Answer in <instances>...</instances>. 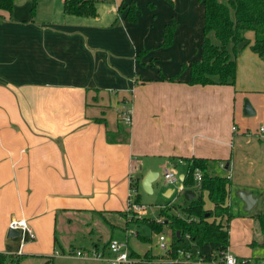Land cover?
<instances>
[{
	"label": "crops",
	"instance_id": "1",
	"mask_svg": "<svg viewBox=\"0 0 264 264\" xmlns=\"http://www.w3.org/2000/svg\"><path fill=\"white\" fill-rule=\"evenodd\" d=\"M64 1L37 0L33 15L32 0L0 10V252L23 256L20 264H104L67 254L106 252L117 227L111 218L126 222L119 213L130 176L139 179L141 205L142 195L159 197L156 222L185 190L195 196L180 180L173 187L163 181L165 169L184 179L186 158L218 161L211 170L230 177L225 206L233 215L244 207L238 191L257 198L252 209L260 199L264 207V58L250 49L254 34L244 35L233 86L189 85L187 67L203 40L200 0H133L135 23L117 13L128 0H99L96 17L64 15ZM172 21V44L161 47ZM178 73L174 82L162 79ZM245 100L253 115L243 113ZM124 107L129 127L119 120ZM148 172L157 173L151 193L141 187ZM203 200L212 209L206 193ZM237 215L227 226V250L264 264L263 234ZM18 219L33 239L8 236ZM131 224L123 231L135 264H148L138 257L147 251L158 262L159 250L130 245ZM135 237L151 243L153 235Z\"/></svg>",
	"mask_w": 264,
	"mask_h": 264
},
{
	"label": "trees",
	"instance_id": "2",
	"mask_svg": "<svg viewBox=\"0 0 264 264\" xmlns=\"http://www.w3.org/2000/svg\"><path fill=\"white\" fill-rule=\"evenodd\" d=\"M204 7L203 40L199 59L188 65L189 85H229L235 84L236 59L240 53L237 46L245 41V33L252 32L254 41L251 51L258 57L264 58V0H200ZM99 0H65L63 14L77 17H96V4ZM37 0H32V15ZM13 0H0V10L11 11ZM118 14L125 13L129 23L137 21L138 8L133 0L122 1L117 10ZM177 23L172 21L164 27L161 47H169L173 41V33ZM186 68L181 66V72ZM180 73L163 77V80L174 82ZM127 133H125L126 135ZM110 141V139H109ZM187 172L182 181L184 188L195 185L193 174L195 170L201 173L200 188L195 196L187 201L182 197L160 209V223L149 218H133L130 223L145 224L157 234L164 228L169 229L172 237L171 257L178 249L189 248L192 242L203 258V264L216 263V256L229 246L228 223L233 214L225 206L228 187L231 184L229 176L212 173V165L218 161L202 158H186ZM138 178L132 180L136 189L135 202L140 204L138 197ZM204 193L212 205V209H204ZM180 214V215H178ZM127 220V213H119ZM264 231V217L261 213L254 216ZM225 218V223L222 220ZM177 233H179L177 235ZM190 240H186L185 236ZM147 240V239H146ZM149 241V239L147 240ZM148 264L159 263L157 258L147 251L138 256ZM23 256L0 252V264H20Z\"/></svg>",
	"mask_w": 264,
	"mask_h": 264
},
{
	"label": "built area",
	"instance_id": "3",
	"mask_svg": "<svg viewBox=\"0 0 264 264\" xmlns=\"http://www.w3.org/2000/svg\"><path fill=\"white\" fill-rule=\"evenodd\" d=\"M120 122L125 126L129 127L131 124V114L128 108H123L119 115ZM233 131L235 128H232ZM259 133L264 135V127L261 126L259 128ZM134 178L132 176L129 177V192L127 197V209L125 210L127 213V217H136L141 218L145 214V207L141 204L135 202V196L137 191L135 188L130 186L132 184V180ZM193 179L195 185L193 188L199 189L201 184V173L198 170L194 171ZM163 181L170 185L174 186L178 181L177 175L169 170L165 169L163 171ZM179 190H183L182 187H179ZM158 223L161 220H157ZM9 229L15 230L19 232V235L26 234L27 237L31 240L34 238V235L31 229L28 227L25 219L12 220L9 223ZM128 236L133 235V232H128ZM136 235V234H134ZM186 240H190L189 236H185ZM157 248L162 254V257L158 260L159 263H175V264H203V258L200 255L199 249L190 242L189 248L178 249L176 251V255L171 257L172 252V237L170 233V238L166 233L158 234V243ZM55 255H59L58 252L54 253ZM68 256H76L82 257L85 259H93L96 261H101L104 264H135V260L131 258L129 254V249L126 241H115L110 240L106 246V252L101 251H75V253L69 252ZM213 264H263L251 262V260L246 258H238L235 255L231 254L227 249L220 251L216 256V263Z\"/></svg>",
	"mask_w": 264,
	"mask_h": 264
},
{
	"label": "rangeland",
	"instance_id": "4",
	"mask_svg": "<svg viewBox=\"0 0 264 264\" xmlns=\"http://www.w3.org/2000/svg\"><path fill=\"white\" fill-rule=\"evenodd\" d=\"M223 2H226L227 0H221ZM180 183V181H178L176 183V185H178ZM156 193V192H155ZM175 193H177V191H175ZM157 194H154L153 196L151 195H142V204H144L145 206V214L143 216L146 215V217H150L151 219H156L157 218V212H158V205H156L157 199H159L158 196H156ZM237 209V208H236ZM239 211L236 215L237 217L239 215H245L246 217H250L253 219V221L256 223V227H257V236L260 235V233H262L263 235L261 236V239H264V231H262L258 220L254 217L256 216L258 213H261L264 217V207H263V201L260 199L259 202L256 204V206L251 210V211H243V209L240 207L238 208ZM236 215H233L232 218H234V216L236 217ZM114 218V219H113ZM135 217H127L126 222H124V220H119L116 217H112L111 219H113V221L111 220V222L117 224L116 229L114 230L113 233V239L115 241H125V235H124V225L129 224L131 219H133ZM129 230H131V232H133V235H131L130 239H129V243L130 245H132L136 250H138L139 252H144L146 249H148L149 246H152V250L154 252H157L158 249L157 247L154 246L155 241H156V235L153 234L151 232V229L145 225V224H131L129 225ZM136 232L139 233V235L141 236H151L152 237V242L151 243H145L143 241H141L140 239H138L137 237H135L134 234H136ZM260 239V240H261ZM262 253V258H264V252Z\"/></svg>",
	"mask_w": 264,
	"mask_h": 264
},
{
	"label": "water",
	"instance_id": "5",
	"mask_svg": "<svg viewBox=\"0 0 264 264\" xmlns=\"http://www.w3.org/2000/svg\"><path fill=\"white\" fill-rule=\"evenodd\" d=\"M245 45H246V41H242L241 43L238 44L237 49L241 50V48ZM243 113L247 116L254 114V111L247 100L244 101ZM156 178H157V173L154 172H148L143 176L141 180V187L144 190V192L151 193L152 183L156 180ZM179 180L183 181V176H181ZM237 196L244 203V207H243L244 211H250L257 201L256 197H254L251 193L246 191H238ZM183 197L185 200L190 201L194 197V192L191 190H185L183 193ZM163 233H166V231L164 230ZM178 234L179 233H177V235ZM18 235H19L18 231L9 229L8 232L9 237H17Z\"/></svg>",
	"mask_w": 264,
	"mask_h": 264
}]
</instances>
